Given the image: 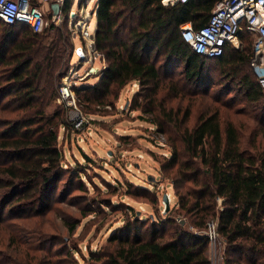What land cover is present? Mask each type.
Instances as JSON below:
<instances>
[{
	"label": "trees",
	"instance_id": "1",
	"mask_svg": "<svg viewBox=\"0 0 264 264\" xmlns=\"http://www.w3.org/2000/svg\"><path fill=\"white\" fill-rule=\"evenodd\" d=\"M71 2L60 0L61 18L74 12ZM214 2L94 1L91 50L102 67L94 83L69 87L84 101L102 102L136 83L131 109L166 144L157 171L169 179L189 229L171 218L154 221L157 227L126 229L123 237L113 235L112 249L89 251L90 264H210L203 233L208 219L224 243L221 264H264V100L248 66L250 36L240 30L238 47L206 57L178 30L186 21L204 23ZM45 27L33 32L24 23L0 22V97H6L0 106L22 111L0 129V215L17 207L42 214L60 175L55 126L66 122L58 109L46 113L44 107L57 96L68 57L61 60L52 50L62 35L40 40ZM206 61L243 72L237 81L253 105L250 112L190 86L205 78ZM26 258L19 255L15 264H28Z\"/></svg>",
	"mask_w": 264,
	"mask_h": 264
},
{
	"label": "rangeland",
	"instance_id": "2",
	"mask_svg": "<svg viewBox=\"0 0 264 264\" xmlns=\"http://www.w3.org/2000/svg\"><path fill=\"white\" fill-rule=\"evenodd\" d=\"M94 1L72 0L70 9L74 12L58 22H53L47 14L49 1L38 6L47 15L46 36L40 40L46 43L62 35L52 50L57 48L56 56L61 60L68 57L67 66L61 76H57L59 83L68 87L94 83L97 78L94 71L102 67L96 53L90 51L91 43L83 41L76 30L77 22L87 21L91 39ZM77 48L81 50V60L75 52ZM160 62H164L162 57ZM203 66L205 78L190 86L206 90L208 95L230 98L233 108L252 110L253 105L244 99L242 85L237 81L243 72L235 73L225 62L206 61ZM135 90L136 83L131 81L123 85L115 97L107 96L102 102L84 101L71 89L70 105L58 102L56 96L48 100L44 112L58 109L66 122V126H55L60 175L42 214L29 213L22 207L3 209L0 264H15L23 253H27L25 262L28 264H37L38 259L42 264H74L72 260L77 264H90L89 251L112 249L116 244L111 240L113 235L122 233L123 237L126 229L157 227L154 221L167 218L189 229L187 219L177 208L169 179L157 171L159 162L167 154L166 144L154 127L140 118L136 109H131L130 98ZM5 100L6 97H0V105ZM21 112L0 106V129L15 113ZM77 114L84 120L74 129L71 118ZM148 175L153 176V182L146 179ZM163 193L168 196L167 208L161 199ZM223 244L222 241L215 248L220 259ZM206 254L208 257L207 246Z\"/></svg>",
	"mask_w": 264,
	"mask_h": 264
},
{
	"label": "built area",
	"instance_id": "3",
	"mask_svg": "<svg viewBox=\"0 0 264 264\" xmlns=\"http://www.w3.org/2000/svg\"><path fill=\"white\" fill-rule=\"evenodd\" d=\"M48 1L51 2L50 0H0V22L5 24L20 22L26 24L31 31L40 32L46 26L47 15L42 13L38 6ZM178 1L185 0H160V3L167 5ZM56 2L59 6L60 0ZM48 13L53 22L61 19L59 9L57 13L52 14L49 8ZM76 24L80 38L89 41L90 44L87 21L80 20ZM178 30L181 39L195 53L206 57L219 56L226 48L238 47L240 45L238 32L244 30L251 40L248 66L264 100V0H215L204 23L193 27L189 21H186L178 26ZM67 87L65 84L58 86L56 100L70 105L71 91ZM83 120L78 114L72 117V128L77 129ZM203 233L210 255H208L210 264H221L215 248L222 243V238L216 231L213 219L205 222Z\"/></svg>",
	"mask_w": 264,
	"mask_h": 264
},
{
	"label": "water",
	"instance_id": "4",
	"mask_svg": "<svg viewBox=\"0 0 264 264\" xmlns=\"http://www.w3.org/2000/svg\"><path fill=\"white\" fill-rule=\"evenodd\" d=\"M49 7H50V9H51L52 14L57 13V11H58V3H57L56 1H54V2H50V3H49ZM75 52H76V54H77L78 59L81 60V59H82V53H81V51L79 50V48H77ZM90 69H91V68H89V70H90ZM146 179H147L148 181H150V182H153V181H154L153 176H150V175H148V176L146 177ZM161 199H162V201H163V203H164V207L167 208V201H168V199H167V195H166L165 193H163V194L161 195ZM179 222L182 223L183 220H180Z\"/></svg>",
	"mask_w": 264,
	"mask_h": 264
},
{
	"label": "bare ground",
	"instance_id": "5",
	"mask_svg": "<svg viewBox=\"0 0 264 264\" xmlns=\"http://www.w3.org/2000/svg\"><path fill=\"white\" fill-rule=\"evenodd\" d=\"M87 25H88V23H87ZM168 197V196H167Z\"/></svg>",
	"mask_w": 264,
	"mask_h": 264
}]
</instances>
